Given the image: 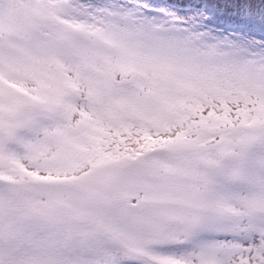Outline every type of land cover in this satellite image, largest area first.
Returning <instances> with one entry per match:
<instances>
[{
  "label": "snow or ice",
  "instance_id": "snow-or-ice-1",
  "mask_svg": "<svg viewBox=\"0 0 264 264\" xmlns=\"http://www.w3.org/2000/svg\"><path fill=\"white\" fill-rule=\"evenodd\" d=\"M0 264H264V0H0Z\"/></svg>",
  "mask_w": 264,
  "mask_h": 264
},
{
  "label": "trees",
  "instance_id": "trees-1",
  "mask_svg": "<svg viewBox=\"0 0 264 264\" xmlns=\"http://www.w3.org/2000/svg\"><path fill=\"white\" fill-rule=\"evenodd\" d=\"M157 2H165V0H157ZM166 2L181 3L184 2V0H166Z\"/></svg>",
  "mask_w": 264,
  "mask_h": 264
}]
</instances>
